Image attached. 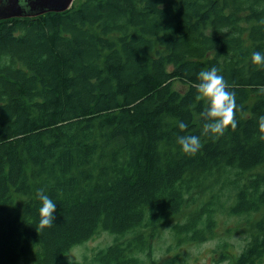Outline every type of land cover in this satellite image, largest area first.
I'll return each mask as SVG.
<instances>
[{
    "label": "trees",
    "instance_id": "obj_1",
    "mask_svg": "<svg viewBox=\"0 0 264 264\" xmlns=\"http://www.w3.org/2000/svg\"><path fill=\"white\" fill-rule=\"evenodd\" d=\"M256 51L264 53V0H84L0 21V264H75L68 254L102 234L115 241L92 264H147L163 226L186 211L171 229L177 246L208 241L224 214L249 239L232 264H257ZM211 67L236 93L238 126L220 137L203 134L194 87ZM181 135L200 137L196 155L182 154ZM40 190L57 208L38 233ZM15 195L25 198L19 217Z\"/></svg>",
    "mask_w": 264,
    "mask_h": 264
},
{
    "label": "rangeland",
    "instance_id": "obj_2",
    "mask_svg": "<svg viewBox=\"0 0 264 264\" xmlns=\"http://www.w3.org/2000/svg\"><path fill=\"white\" fill-rule=\"evenodd\" d=\"M83 1L75 0L73 6H78ZM24 201L25 198L19 195L14 196V203L10 210L14 217L21 215ZM187 212L163 226L159 232L160 237L151 246L149 251L151 257L146 260L147 264H152L153 260H156L157 264H166L167 260L175 256L179 264H232L246 249L249 239L246 238L242 229L237 231L238 227L241 226L238 224L240 220L224 214L218 216L215 234L208 242L203 244L182 243L181 246H177L176 240L171 235V229L174 225L184 222V219L187 218ZM259 218L260 215H256L253 220L257 221ZM247 225L251 227V225ZM254 233L255 230L253 229L251 235L253 236ZM114 241L115 236L102 234L84 245L75 247L68 254L67 260L75 264H92L94 253L100 248L113 244ZM257 264H264V257Z\"/></svg>",
    "mask_w": 264,
    "mask_h": 264
},
{
    "label": "clouds",
    "instance_id": "obj_3",
    "mask_svg": "<svg viewBox=\"0 0 264 264\" xmlns=\"http://www.w3.org/2000/svg\"><path fill=\"white\" fill-rule=\"evenodd\" d=\"M9 0H3V6L8 4ZM17 7L24 12H31V4L29 0H16ZM251 63L254 66L264 67V53L256 51L252 54ZM199 83L194 85L198 95L196 99L202 101L205 105L201 115L205 120L203 125V134L216 137L223 136L225 132L231 128L233 131L237 128L236 120V93L231 91L230 86L224 77L218 73L216 67L210 70H202L198 74ZM187 126L180 122L179 128L185 129ZM260 135L258 140L264 143V116L259 118ZM177 143L180 146L182 154L194 156L200 150V137L195 135H181L177 137ZM41 201L39 208V221L36 227L37 232L43 231L45 228L53 226L55 221L54 213L56 211V203L43 190L38 193Z\"/></svg>",
    "mask_w": 264,
    "mask_h": 264
},
{
    "label": "water",
    "instance_id": "obj_4",
    "mask_svg": "<svg viewBox=\"0 0 264 264\" xmlns=\"http://www.w3.org/2000/svg\"><path fill=\"white\" fill-rule=\"evenodd\" d=\"M75 0H29L32 11L24 12L17 7L16 0H9L3 6L0 0V21L14 18H36L48 13H64L72 8Z\"/></svg>",
    "mask_w": 264,
    "mask_h": 264
},
{
    "label": "flooded vegetation",
    "instance_id": "obj_5",
    "mask_svg": "<svg viewBox=\"0 0 264 264\" xmlns=\"http://www.w3.org/2000/svg\"><path fill=\"white\" fill-rule=\"evenodd\" d=\"M206 242H208V241H206ZM206 242H204V243H206ZM201 244H203V243H201ZM171 260L173 261V264H179L178 261H177L176 256L173 257Z\"/></svg>",
    "mask_w": 264,
    "mask_h": 264
}]
</instances>
